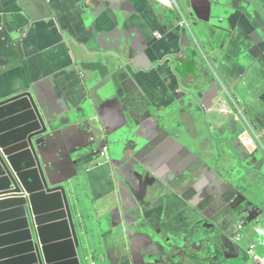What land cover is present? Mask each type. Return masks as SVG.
<instances>
[{
	"label": "crops",
	"instance_id": "1",
	"mask_svg": "<svg viewBox=\"0 0 264 264\" xmlns=\"http://www.w3.org/2000/svg\"><path fill=\"white\" fill-rule=\"evenodd\" d=\"M171 1L0 0V102L31 91L44 107L49 174L97 233L103 264H164L167 234L190 228L189 214L213 218L221 239L195 264H254L264 225L244 227L240 249L231 234L245 226L235 187L250 201L264 188V0ZM130 122L154 146L113 162L106 136ZM242 166L262 185L221 183ZM147 172L161 179L151 207Z\"/></svg>",
	"mask_w": 264,
	"mask_h": 264
},
{
	"label": "water",
	"instance_id": "2",
	"mask_svg": "<svg viewBox=\"0 0 264 264\" xmlns=\"http://www.w3.org/2000/svg\"><path fill=\"white\" fill-rule=\"evenodd\" d=\"M178 28L187 35L188 28ZM130 124L114 129L111 138L106 136L105 147L113 162L117 152L121 153L122 163H129L133 161V155L136 158L154 146L147 136L151 133L142 134V123ZM50 130H53V124L31 91L0 102V264H84L86 250L93 249L96 255L101 251V241H96L87 229L85 215L72 206L67 188L55 185L49 174L39 144L40 138ZM259 156L264 162V151ZM206 167L210 166L206 164ZM229 171H236V168L219 171L218 177L221 183L231 182L230 187L236 186L233 183H239V180L261 184L258 179H252L243 166L239 173ZM144 175V199L151 207L155 204L154 198L158 197L161 179L155 173ZM253 192L257 198L250 201L236 186L234 196H238L234 202L245 227L259 228L264 225V188L257 187ZM141 210L145 215L147 209ZM187 219L190 228L178 227L168 232L162 253L164 264L203 261L214 253L215 240L221 241L213 218L207 221L189 214ZM148 221V225L165 238L161 232L163 218L152 214ZM234 230L235 225L231 234L235 242ZM235 243L240 249L239 243Z\"/></svg>",
	"mask_w": 264,
	"mask_h": 264
},
{
	"label": "built area",
	"instance_id": "3",
	"mask_svg": "<svg viewBox=\"0 0 264 264\" xmlns=\"http://www.w3.org/2000/svg\"><path fill=\"white\" fill-rule=\"evenodd\" d=\"M157 2L160 5H162L163 7L170 8V9L173 8V4H172L171 0H157ZM179 26L181 28H188V29L190 28L189 27V22L186 19H183L181 21V23L179 22ZM240 113H241V111H240ZM105 149H107V148H105ZM100 154H101L102 157L107 156V153H106L105 150L102 151ZM243 229H244V224L243 223H238V230H237V232L235 234V237H234L235 240H240L242 238L241 231ZM261 234H262V237H263L262 245L264 246V231H262ZM257 245H258L257 243H252L250 245L249 250H248V255L253 260L254 264H264V255L258 254L256 252ZM93 264H96V263H93Z\"/></svg>",
	"mask_w": 264,
	"mask_h": 264
},
{
	"label": "rangeland",
	"instance_id": "4",
	"mask_svg": "<svg viewBox=\"0 0 264 264\" xmlns=\"http://www.w3.org/2000/svg\"><path fill=\"white\" fill-rule=\"evenodd\" d=\"M94 237H95V240L97 241V233L94 232ZM87 258V260H86ZM94 259H97L99 264H103L101 262V260L98 258V256L93 252V249H88L85 251V256H84V264H91V262L94 260Z\"/></svg>",
	"mask_w": 264,
	"mask_h": 264
},
{
	"label": "clouds",
	"instance_id": "5",
	"mask_svg": "<svg viewBox=\"0 0 264 264\" xmlns=\"http://www.w3.org/2000/svg\"><path fill=\"white\" fill-rule=\"evenodd\" d=\"M245 227V226H244ZM235 237V236H234Z\"/></svg>",
	"mask_w": 264,
	"mask_h": 264
}]
</instances>
